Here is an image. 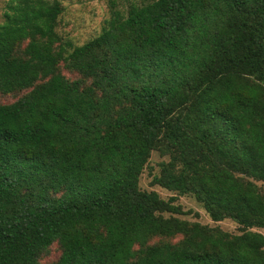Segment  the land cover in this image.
I'll return each mask as SVG.
<instances>
[{
	"label": "trees",
	"instance_id": "trees-1",
	"mask_svg": "<svg viewBox=\"0 0 264 264\" xmlns=\"http://www.w3.org/2000/svg\"><path fill=\"white\" fill-rule=\"evenodd\" d=\"M61 11L1 12L0 264H264V0L129 1L80 45Z\"/></svg>",
	"mask_w": 264,
	"mask_h": 264
},
{
	"label": "rangeland",
	"instance_id": "rangeland-1",
	"mask_svg": "<svg viewBox=\"0 0 264 264\" xmlns=\"http://www.w3.org/2000/svg\"><path fill=\"white\" fill-rule=\"evenodd\" d=\"M129 1L138 2L139 0H60L62 11L58 18L56 31L63 40L69 41L72 45H80L100 32L111 7L123 9ZM4 2L5 0H0V21ZM11 99L10 96L0 97V102H8ZM162 160H165V157L160 156L156 151H151L139 175L138 187L144 190H154L160 198L166 199L173 193L150 182L151 177L157 174L158 163ZM258 184L264 188V182H258ZM174 202L179 204L183 211L182 214H174L180 219L196 221L210 227L216 226L230 233H238L237 225L230 219L211 221L200 204L189 194L176 195ZM168 215V213H164V216ZM252 230L259 231L264 235L262 228H253ZM58 253L56 245H52L49 252L40 261L41 264H49L56 259Z\"/></svg>",
	"mask_w": 264,
	"mask_h": 264
}]
</instances>
